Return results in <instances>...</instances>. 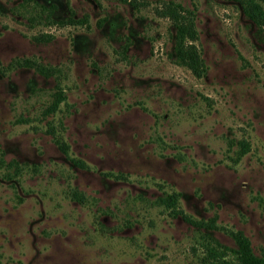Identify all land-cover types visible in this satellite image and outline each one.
I'll return each instance as SVG.
<instances>
[{"label": "rangeland", "instance_id": "374dc122", "mask_svg": "<svg viewBox=\"0 0 264 264\" xmlns=\"http://www.w3.org/2000/svg\"><path fill=\"white\" fill-rule=\"evenodd\" d=\"M167 1L193 14L199 77ZM173 191L264 255V26L236 0H0V264H200Z\"/></svg>", "mask_w": 264, "mask_h": 264}, {"label": "trees", "instance_id": "16d2710c", "mask_svg": "<svg viewBox=\"0 0 264 264\" xmlns=\"http://www.w3.org/2000/svg\"><path fill=\"white\" fill-rule=\"evenodd\" d=\"M236 1L241 4L246 16L256 26L259 28L264 26V6L262 4L264 0ZM159 11L162 15L169 18L174 27L173 50L176 61L186 66L193 75L197 77L203 75L205 65L200 50L194 42L197 39V30L194 25L192 12L184 8L180 3L174 1L163 3ZM63 21L59 20V23ZM37 38L47 41L51 38V34L40 33ZM15 63L33 67L38 72L46 75L52 73V68L27 57L17 59ZM59 91L58 89L54 93V99L47 107L48 111L54 110L57 103L63 98V95ZM47 131L54 136V141L59 150L67 155V145L58 135L56 136L54 128L49 126ZM247 147V143L242 140L237 155L247 150ZM71 160L76 165L83 166V163L79 159ZM178 195V192L174 191L164 193L157 197V202L164 206L168 215L172 217L179 216L182 220L198 230L196 243L202 253L198 258L200 264H264V255H256L253 252L250 240L242 230L220 226L216 223L214 217L206 219L193 217L178 205ZM202 229H205V231ZM212 229H222L226 232L232 238L234 247H229L219 242L208 232V230Z\"/></svg>", "mask_w": 264, "mask_h": 264}]
</instances>
